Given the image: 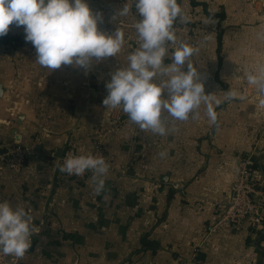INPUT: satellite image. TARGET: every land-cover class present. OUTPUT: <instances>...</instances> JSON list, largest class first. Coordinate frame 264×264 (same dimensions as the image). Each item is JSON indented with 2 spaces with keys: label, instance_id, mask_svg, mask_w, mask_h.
<instances>
[{
  "label": "crops",
  "instance_id": "crops-1",
  "mask_svg": "<svg viewBox=\"0 0 264 264\" xmlns=\"http://www.w3.org/2000/svg\"><path fill=\"white\" fill-rule=\"evenodd\" d=\"M127 2L87 0L103 14L98 30L112 35L122 28L127 40L118 56L87 70L36 64L23 26L13 23L0 37V151L41 142L39 157L21 173L0 166V202L24 207L39 228L21 264H264V232L250 223L209 233L232 193L238 159L251 154L264 171V107L245 79L264 65V40L257 38L264 0H179L188 22L175 25L178 35L193 45L209 37L193 57L206 94L223 99L232 87L246 99L217 107L218 128L202 107L199 120L177 122L178 131L164 137L140 131L103 104L110 73L137 46L135 6L113 19ZM101 133L110 169L97 195L92 174L66 182L59 158L69 143L92 153Z\"/></svg>",
  "mask_w": 264,
  "mask_h": 264
},
{
  "label": "clouds",
  "instance_id": "clouds-1",
  "mask_svg": "<svg viewBox=\"0 0 264 264\" xmlns=\"http://www.w3.org/2000/svg\"><path fill=\"white\" fill-rule=\"evenodd\" d=\"M133 5L141 17L132 25L137 46L110 73L108 95L103 100L107 112L121 110L130 125L164 137L178 131L177 122L199 120L203 107L208 124L218 128L217 107L243 101L246 93L231 87L222 92L223 99L206 94L193 57L209 37L193 45L178 35L175 25L188 22L179 0H128L113 19L133 14ZM98 22H103V14L93 13L87 0H0V37L8 34L13 23L23 26L26 42L36 49V64L51 71L62 65L87 70L93 63L121 53L127 44L125 32L119 28L108 35L98 30ZM206 23H212L210 17ZM257 38L264 40V24L259 26ZM166 59L171 63H165ZM245 79L255 90L259 106L264 107V65L247 71ZM159 155L164 158L167 153ZM109 169L102 155L91 153L69 152L59 164V171L68 175L83 176L90 171L89 182L97 195L105 191ZM33 219L24 207L0 202V255L12 257L13 264L24 258L32 236L39 232Z\"/></svg>",
  "mask_w": 264,
  "mask_h": 264
},
{
  "label": "built area",
  "instance_id": "built-area-1",
  "mask_svg": "<svg viewBox=\"0 0 264 264\" xmlns=\"http://www.w3.org/2000/svg\"><path fill=\"white\" fill-rule=\"evenodd\" d=\"M134 10L137 19H141L136 9ZM104 137L105 133L98 136L91 154L102 155L110 165L108 153L104 147ZM40 143V140L36 139L31 146L15 145L5 151H0V166H7L14 173H21L29 163L39 157L37 146ZM69 152L81 154L74 143H69L59 158V164L63 163ZM237 171V180L233 185L232 193L222 204L219 218L211 226L210 235L217 233L225 224L234 231H240L247 222L255 230L264 232V171L254 163L251 154L242 155L238 159ZM60 174L66 182L78 184L85 181L92 173L86 171L83 176L68 175L61 172ZM35 235L37 234H34L31 240L34 239ZM0 264H13V258L0 255ZM15 264H21V260L16 261Z\"/></svg>",
  "mask_w": 264,
  "mask_h": 264
},
{
  "label": "rangeland",
  "instance_id": "rangeland-1",
  "mask_svg": "<svg viewBox=\"0 0 264 264\" xmlns=\"http://www.w3.org/2000/svg\"><path fill=\"white\" fill-rule=\"evenodd\" d=\"M106 149V148H105Z\"/></svg>",
  "mask_w": 264,
  "mask_h": 264
},
{
  "label": "trees",
  "instance_id": "trees-1",
  "mask_svg": "<svg viewBox=\"0 0 264 264\" xmlns=\"http://www.w3.org/2000/svg\"><path fill=\"white\" fill-rule=\"evenodd\" d=\"M245 155V154H244Z\"/></svg>",
  "mask_w": 264,
  "mask_h": 264
}]
</instances>
